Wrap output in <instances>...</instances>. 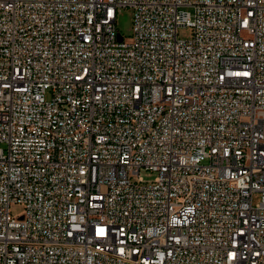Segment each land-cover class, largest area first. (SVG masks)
<instances>
[{
  "label": "built area",
  "instance_id": "2783aa9c",
  "mask_svg": "<svg viewBox=\"0 0 264 264\" xmlns=\"http://www.w3.org/2000/svg\"><path fill=\"white\" fill-rule=\"evenodd\" d=\"M0 264H264V0H0Z\"/></svg>",
  "mask_w": 264,
  "mask_h": 264
},
{
  "label": "rangeland",
  "instance_id": "374dc122",
  "mask_svg": "<svg viewBox=\"0 0 264 264\" xmlns=\"http://www.w3.org/2000/svg\"><path fill=\"white\" fill-rule=\"evenodd\" d=\"M116 25L118 27L117 36L118 39H122V37H128L130 35V28H131V17L128 9H122L120 14L117 17ZM190 34V30L188 28H181L179 30V36L186 38ZM141 176L145 181H151L155 177V174L147 172V171H141ZM259 196L255 195L253 196V201H258ZM16 210H13L15 212Z\"/></svg>",
  "mask_w": 264,
  "mask_h": 264
}]
</instances>
